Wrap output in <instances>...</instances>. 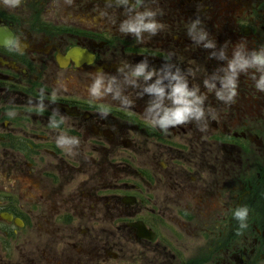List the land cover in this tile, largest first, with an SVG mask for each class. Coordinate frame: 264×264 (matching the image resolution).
<instances>
[{"label": "flooded vegetation", "instance_id": "obj_1", "mask_svg": "<svg viewBox=\"0 0 264 264\" xmlns=\"http://www.w3.org/2000/svg\"><path fill=\"white\" fill-rule=\"evenodd\" d=\"M0 264H264V0H0Z\"/></svg>", "mask_w": 264, "mask_h": 264}, {"label": "rangeland", "instance_id": "obj_2", "mask_svg": "<svg viewBox=\"0 0 264 264\" xmlns=\"http://www.w3.org/2000/svg\"><path fill=\"white\" fill-rule=\"evenodd\" d=\"M154 260V259H153Z\"/></svg>", "mask_w": 264, "mask_h": 264}]
</instances>
